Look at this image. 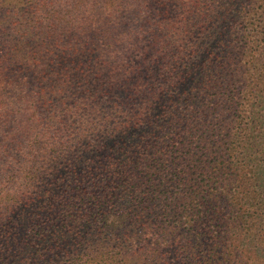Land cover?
Returning <instances> with one entry per match:
<instances>
[{"label":"trees","instance_id":"obj_1","mask_svg":"<svg viewBox=\"0 0 264 264\" xmlns=\"http://www.w3.org/2000/svg\"><path fill=\"white\" fill-rule=\"evenodd\" d=\"M0 264H264V0H0Z\"/></svg>","mask_w":264,"mask_h":264}]
</instances>
